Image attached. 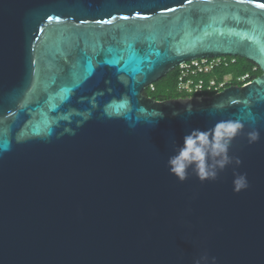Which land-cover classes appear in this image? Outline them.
<instances>
[{
  "label": "water",
  "instance_id": "1",
  "mask_svg": "<svg viewBox=\"0 0 264 264\" xmlns=\"http://www.w3.org/2000/svg\"><path fill=\"white\" fill-rule=\"evenodd\" d=\"M259 4L0 0V264H193L205 251L215 264H264ZM220 54L261 73L213 94L143 99L182 61ZM220 120L244 125L229 148L241 164L180 182L166 166L172 140ZM234 170L249 183L239 193Z\"/></svg>",
  "mask_w": 264,
  "mask_h": 264
},
{
  "label": "clouds",
  "instance_id": "2",
  "mask_svg": "<svg viewBox=\"0 0 264 264\" xmlns=\"http://www.w3.org/2000/svg\"><path fill=\"white\" fill-rule=\"evenodd\" d=\"M185 112L191 114L192 106L189 104ZM154 117L163 118L164 113L158 109L153 110ZM173 116L179 112L173 110ZM244 125L239 120H220L217 121L210 130L191 129L182 138V144L177 145L172 140L173 155L166 161V166L170 174H173L180 182L189 176V170L199 181H215L226 166L233 164L239 166L241 159L229 155V148L232 140L243 130ZM249 144L259 139V132L256 129L247 134ZM249 183L246 173H239L234 170L232 179V190L239 193L247 189ZM215 257H209L208 253L202 252L198 258L193 260V264H215Z\"/></svg>",
  "mask_w": 264,
  "mask_h": 264
},
{
  "label": "built area",
  "instance_id": "3",
  "mask_svg": "<svg viewBox=\"0 0 264 264\" xmlns=\"http://www.w3.org/2000/svg\"><path fill=\"white\" fill-rule=\"evenodd\" d=\"M238 55L220 54L186 59L174 69L176 90L186 95L215 93L230 84L245 85L253 78L256 66L234 73L228 70L238 64ZM153 91L155 84L147 87Z\"/></svg>",
  "mask_w": 264,
  "mask_h": 264
},
{
  "label": "trees",
  "instance_id": "4",
  "mask_svg": "<svg viewBox=\"0 0 264 264\" xmlns=\"http://www.w3.org/2000/svg\"><path fill=\"white\" fill-rule=\"evenodd\" d=\"M253 65L256 66V70L253 72V77L259 75L261 73L260 68L251 60L241 57H238V64L235 66L230 67L228 70H232L234 73H241L248 69H250ZM155 84V89L151 92H156L158 94H165L170 91H175V73L174 70L168 71L164 74L160 79H158ZM202 94H213L211 92H206ZM186 96V94H182Z\"/></svg>",
  "mask_w": 264,
  "mask_h": 264
},
{
  "label": "flooded vegetation",
  "instance_id": "5",
  "mask_svg": "<svg viewBox=\"0 0 264 264\" xmlns=\"http://www.w3.org/2000/svg\"><path fill=\"white\" fill-rule=\"evenodd\" d=\"M142 94H143L144 100H146V98H148V99H151L154 101H162V100L171 99V98H175V97H179V96H184V95H182L183 93H181L177 90L170 91V92L165 93V94H158L156 92H151L147 88H144L142 90Z\"/></svg>",
  "mask_w": 264,
  "mask_h": 264
},
{
  "label": "snow or ice",
  "instance_id": "6",
  "mask_svg": "<svg viewBox=\"0 0 264 264\" xmlns=\"http://www.w3.org/2000/svg\"><path fill=\"white\" fill-rule=\"evenodd\" d=\"M189 2H191V0H189ZM258 6L261 8H264V4H259ZM48 19L51 21L53 19V17H49Z\"/></svg>",
  "mask_w": 264,
  "mask_h": 264
}]
</instances>
